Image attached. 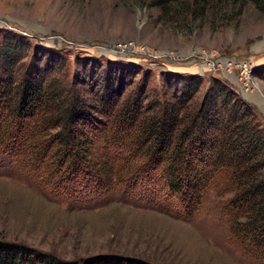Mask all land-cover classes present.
I'll return each instance as SVG.
<instances>
[{"label":"rangeland","instance_id":"obj_1","mask_svg":"<svg viewBox=\"0 0 264 264\" xmlns=\"http://www.w3.org/2000/svg\"><path fill=\"white\" fill-rule=\"evenodd\" d=\"M152 1L0 0V44L8 32L26 37L25 65L33 55L42 64L60 57L54 71L59 77L64 71L66 81L75 72L82 71L87 77L91 69L98 74L116 63L110 67L121 73L123 66L127 85L121 100L144 83L148 90L145 102L151 103L149 90L162 92L168 74H192L202 80L192 99L199 107L213 80H226L253 107L256 123L264 128V111L254 98L260 97L254 91L264 97V80L253 72L264 64V12L249 2L199 5L189 0L188 8L183 5L175 16L171 2L163 14L151 6ZM213 50L252 62L253 92L243 94L237 78L205 67L203 56L211 57ZM130 66L138 71L134 78ZM87 79L93 87V77ZM20 159L17 155L0 157V242L62 260L114 254L153 264L254 263L229 232L232 216L222 207L227 195L220 188L210 189L198 209L187 211L155 172L150 188H141L142 183L133 180L125 185L127 177L121 179L123 184L104 179L96 185L85 178L79 182V178L47 177L42 173L44 167L36 172ZM124 166L131 171L141 167L138 155ZM141 176L143 172L136 173Z\"/></svg>","mask_w":264,"mask_h":264},{"label":"trees","instance_id":"obj_2","mask_svg":"<svg viewBox=\"0 0 264 264\" xmlns=\"http://www.w3.org/2000/svg\"><path fill=\"white\" fill-rule=\"evenodd\" d=\"M214 1L249 2L264 12V0L193 3ZM170 2L175 16L183 5V9L189 5V0H153L151 6L167 14ZM28 49L26 37L11 32L0 44L2 160L17 155L36 172L44 167L42 173L47 177L79 178V182L85 178L96 185L104 179L123 184L121 179L127 177L125 185L133 180L142 183L141 188H150L155 172L187 211L198 209L210 189L220 188L227 195L222 207L232 216L230 234L253 264H264V128L256 123L253 107L224 83L228 81L214 79L199 107L192 99L202 80L192 74H168L162 92L149 90L151 103L145 102L148 90L144 83L121 100L127 85L123 66L119 73L110 67L116 63H110L98 74L91 69L87 77L74 71L66 81L64 71L62 77L54 71L60 57L42 64L33 55L25 65ZM130 67L135 77L138 71ZM253 72L264 80V64ZM88 77H93V87ZM87 94H93L92 98ZM135 155L141 167L131 171L124 165ZM119 159L124 162L117 164ZM140 172L144 176L136 177ZM0 264L153 263L114 254L62 260L0 242Z\"/></svg>","mask_w":264,"mask_h":264},{"label":"built area","instance_id":"obj_3","mask_svg":"<svg viewBox=\"0 0 264 264\" xmlns=\"http://www.w3.org/2000/svg\"><path fill=\"white\" fill-rule=\"evenodd\" d=\"M118 47H121V45H118ZM124 47L127 46L124 45ZM211 53V57L203 56V59L206 61L205 67H208L210 70H220L232 79L237 78L239 91L245 95L254 89L255 85H253V82L251 81V75L253 71V65L251 61L237 59L235 57H224L215 50H213ZM233 72L237 74L234 75Z\"/></svg>","mask_w":264,"mask_h":264},{"label":"bare ground","instance_id":"obj_4","mask_svg":"<svg viewBox=\"0 0 264 264\" xmlns=\"http://www.w3.org/2000/svg\"><path fill=\"white\" fill-rule=\"evenodd\" d=\"M256 90H257V89H256ZM250 93H251V92H250ZM254 93L257 94V93H260V92H258V91H254ZM259 96H260V94H259ZM254 98H255L256 100H258V101L264 103V100H262L261 96H260V97H254Z\"/></svg>","mask_w":264,"mask_h":264},{"label":"water","instance_id":"obj_5","mask_svg":"<svg viewBox=\"0 0 264 264\" xmlns=\"http://www.w3.org/2000/svg\"><path fill=\"white\" fill-rule=\"evenodd\" d=\"M253 91H254V89H253L251 92H253ZM259 94H260V93H259ZM260 96H261L262 100H264V97H262L261 94H260ZM257 101H258V100H257ZM258 103L261 104L262 110L264 111V105H262L263 103L260 102V101H258Z\"/></svg>","mask_w":264,"mask_h":264}]
</instances>
